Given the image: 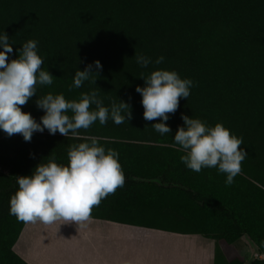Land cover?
I'll list each match as a JSON object with an SVG mask.
<instances>
[{"label":"trees","instance_id":"1","mask_svg":"<svg viewBox=\"0 0 264 264\" xmlns=\"http://www.w3.org/2000/svg\"><path fill=\"white\" fill-rule=\"evenodd\" d=\"M4 33L13 46L9 60L35 40L42 70L54 76L22 109L37 122L45 114L38 97L62 94L79 101L92 91L109 109L113 102L129 103L133 119L120 125L111 118L106 125L96 121L75 137L45 129L31 142L0 130V264H28L14 250L27 223L9 214L17 177L32 175L50 159L68 166L69 146L91 137L119 153L125 183L89 219L212 239L214 264H264V0H0ZM136 53L152 63L142 67ZM97 60L103 71L96 84L86 81L69 91L76 71ZM156 70L193 81L188 100L181 98L167 121L172 132L163 136L151 127L161 120H144L136 92L145 86L141 73ZM182 115L208 127L222 123L243 138L248 156L230 186L216 168L197 173L182 163L186 153L174 141ZM243 238L260 256L249 263L236 246Z\"/></svg>","mask_w":264,"mask_h":264},{"label":"clouds","instance_id":"2","mask_svg":"<svg viewBox=\"0 0 264 264\" xmlns=\"http://www.w3.org/2000/svg\"><path fill=\"white\" fill-rule=\"evenodd\" d=\"M38 42L29 40L17 51L18 58L9 60L13 46L9 36L0 35V130L8 137L21 135L31 142L33 134L51 135L57 132L62 136H79L80 130L87 131L96 121L106 125L109 118L120 125L133 119L131 105L120 100L113 102L111 108L105 107L92 91L81 95L79 101H68L64 95L51 93L38 97L35 101L44 115L37 122L31 113L22 109L37 96V86L52 85L54 76L42 70L44 60L38 55ZM136 62L148 67L152 61L136 53ZM164 57L155 63L160 64ZM103 66L99 60L88 64L84 70H77L72 88H80L86 81L96 84L94 77L100 76ZM144 87L137 86L136 92L142 96L145 121L161 120L151 127L160 135L172 132L167 125L170 114L174 115L180 107L181 98L188 100L193 81L181 79L177 72L156 70L141 78ZM95 105V110H90ZM71 113V115H69ZM184 126L178 128L174 141L186 153L181 156L184 165L199 173L204 168H216L226 175L225 185L230 186L242 171V162L248 152L241 148L243 138L231 134L222 123L208 127L199 119L182 115ZM68 166L49 160L36 166L30 176H18L19 190L10 198V215L25 223L52 225L63 221L65 224L81 222L90 218L95 206L103 198L122 187L125 175L119 163L116 150L99 146L96 137L89 142L72 144L68 148ZM34 158V157H33Z\"/></svg>","mask_w":264,"mask_h":264},{"label":"crops","instance_id":"3","mask_svg":"<svg viewBox=\"0 0 264 264\" xmlns=\"http://www.w3.org/2000/svg\"><path fill=\"white\" fill-rule=\"evenodd\" d=\"M72 224L27 223L14 246L15 252L28 264H147V251L144 256L136 258L137 251L125 262L124 253L118 246V252L122 255L118 258L116 253L112 255V245L117 240L125 242H149L150 249L156 247L159 252L165 253L168 264H214L216 244L212 239L199 235L173 234L158 230L138 228L109 221L88 219L78 226H91L93 234L97 238V245L91 243L92 248L87 254L85 252L75 253L73 245H69L67 239L62 238L63 230ZM128 228H135L131 230ZM138 231V232H134ZM142 231V232H141ZM84 238L91 235L79 232ZM245 239V238H244ZM242 240V239H241ZM175 241L179 245L173 243ZM246 250H253L246 247ZM150 251V250H149ZM155 251V249H154ZM171 251L173 253H171ZM170 252V253H166ZM170 254V255H169ZM260 257L256 254V258ZM172 261V262H171Z\"/></svg>","mask_w":264,"mask_h":264},{"label":"rangeland","instance_id":"4","mask_svg":"<svg viewBox=\"0 0 264 264\" xmlns=\"http://www.w3.org/2000/svg\"><path fill=\"white\" fill-rule=\"evenodd\" d=\"M54 224L61 225V224H65V222L60 221ZM128 229L135 230V228H128ZM93 230H98V229H93L91 226H88V227H84V226L81 227L78 225H74L72 227L66 226V228L63 230L62 235L60 236H62V238H64L65 240L67 239V242L69 245L74 246V250L76 251L75 253L85 252L87 254L92 249V248H89L90 244L97 242V238L95 237V235H92L94 232ZM79 232H83L91 236L84 238L82 235H80ZM134 232H138V231H134ZM172 242L179 245V243L175 241H172ZM97 243H95L94 246L97 245ZM118 246L119 248L123 250V253L125 254L123 258L125 262L127 260H130L129 258L131 256H134L135 254L134 252L136 251H137L136 258H139L141 255L144 256V251L147 248V246H149L148 250L146 249L148 253L147 254V264H168L166 261L171 259V258H165V255H167L165 253H162V252L158 253L159 250L156 247L154 248V246H152L153 248L150 249L151 244L149 242H142L140 245L139 243L132 241V242H129L128 245H126L125 242H120L119 240H117L115 244L112 245V250H114L112 252V255L116 253V256H118V258L122 255L121 252H118V249H119ZM236 246L241 252V255L245 258L246 263H249L250 261L256 258V253L254 249L253 250L245 249L247 246L250 247V243L248 242V240L243 238L236 244ZM166 253H170V252H166ZM171 253L173 252L171 251ZM164 259L166 261H164Z\"/></svg>","mask_w":264,"mask_h":264},{"label":"water","instance_id":"5","mask_svg":"<svg viewBox=\"0 0 264 264\" xmlns=\"http://www.w3.org/2000/svg\"><path fill=\"white\" fill-rule=\"evenodd\" d=\"M146 183H156V184H161V182L159 180H140Z\"/></svg>","mask_w":264,"mask_h":264}]
</instances>
